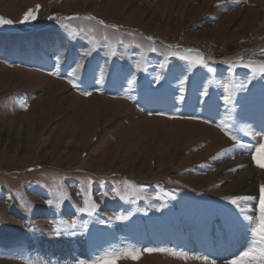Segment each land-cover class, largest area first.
<instances>
[{"label": "rangeland", "instance_id": "obj_1", "mask_svg": "<svg viewBox=\"0 0 264 264\" xmlns=\"http://www.w3.org/2000/svg\"><path fill=\"white\" fill-rule=\"evenodd\" d=\"M37 5L38 18L23 21ZM88 15L122 27L105 29L84 19ZM0 16L13 21L0 25V264H87L104 252L144 247L188 256L143 253L139 260L121 258L115 264H205L197 259L203 256L224 264L197 239L211 245L214 236L239 227L245 240L233 253L260 247L242 217L226 214L220 197L258 195L264 183V170L251 159L264 137L248 134L264 132V79L240 90L249 70L230 74L222 61L264 60V0H0ZM69 16L79 19L63 20ZM80 27L85 33L69 36L71 28ZM149 35L157 53L145 51ZM93 36L98 45L77 74L83 84L72 88L68 73ZM133 39L129 48L118 43ZM169 44L181 45V55L185 48L199 50L211 57L209 66L216 71L201 66L188 71L189 62L171 56L159 69ZM110 48L116 55H108ZM138 62L148 70H137ZM101 69L105 78L97 92L91 85ZM157 73L164 77L159 84ZM133 74L136 82L129 86ZM184 75L189 79L180 102ZM225 84L232 86V105L222 100ZM82 90L92 95L83 96ZM193 115L201 119L179 118ZM221 120L247 147L212 159L235 143L216 127ZM235 164L251 167L253 182L238 175L242 169L229 172ZM89 178L90 192L78 195ZM113 187L128 199L114 198ZM60 192L70 199L60 202ZM93 202L99 205L95 212L77 211ZM252 203L258 205L241 207L258 215ZM161 204L166 207L156 211ZM115 215L128 218L100 222ZM73 219L77 227L69 229Z\"/></svg>", "mask_w": 264, "mask_h": 264}, {"label": "snow or ice", "instance_id": "obj_2", "mask_svg": "<svg viewBox=\"0 0 264 264\" xmlns=\"http://www.w3.org/2000/svg\"><path fill=\"white\" fill-rule=\"evenodd\" d=\"M41 6L37 5L35 8H29L23 16V21H34L36 20L38 10ZM49 19L55 20V16L49 17ZM73 19H79V17H64L63 20H73ZM84 19L92 21L96 20L99 25H103L105 29H119L120 25L117 24H106L104 20L99 19L95 16L88 15L84 17ZM13 23L12 20L6 19L3 16H0V25H7ZM57 23H60L62 27L69 28L70 26L68 24H63L62 21H57ZM86 29L83 27L80 28H71L69 31V36L70 37H76L79 36L82 33H85ZM89 33L91 32V29L87 30ZM104 39L107 40L108 37L104 36ZM146 40L151 43V46L148 47L145 51L146 52H151V53H157L159 51L158 47L156 46V41L153 36L149 35L146 37ZM91 47L89 49H86L81 56V59L77 62L74 63V67H72L70 73L68 75L71 77L68 79V83L71 85L72 88L75 89H80L81 85L83 84L82 79L77 78L78 73H83L85 70V63H84V57H89L92 55L93 51L98 45V41L96 40L95 36L91 38ZM119 44L123 45L125 48H129L131 44H136V41L133 39L129 43H125L124 40L118 41ZM137 47H142V45H137ZM168 51L167 55L164 57V61L159 63V69L163 70L165 69L167 65V60L168 57H177L181 61L189 62V69L188 71L191 70V68L196 67V66H201L203 68H206L209 73H213L216 71L213 67L209 66L208 61L211 59V57H205L203 53H201L199 50L195 48H185L183 49L184 55H181V45L176 44L172 45L169 44L166 46ZM264 51V50H262ZM163 54V53H162ZM108 55H116L115 50L110 48V51ZM143 56V53L141 54ZM222 63L227 65V72L232 74L235 72L236 69L238 68H244L249 70L247 79L246 81H243L239 85L240 90H245L248 84H251L254 80L257 78L264 79V60L261 61H245L243 57H237L235 60H224ZM137 70H143L147 71L146 66H142L141 63L136 64ZM105 78V74L103 69L100 70V74L98 79L94 77V82L91 85V87L99 92L101 91L99 85L103 83ZM164 77L157 73L154 76V82L159 84ZM189 77L187 75H184L182 79H179V89H178V96L176 99H178L180 102L185 101V83ZM229 79H231V76H229ZM136 82V76L133 74L130 79H128L127 83L129 86L133 85ZM211 83V81H209ZM81 95L83 96H91L92 92L88 90H82ZM203 96H208V91L205 89L202 93ZM127 99L135 100V96H128L126 97ZM234 95H233V89L230 84H225L224 85V94L222 95V100L225 105H232L234 102ZM27 107V106H25ZM153 113H149V115H152ZM156 115H167V113L164 112H159L155 113ZM173 119L177 117H172ZM180 119H190V120H199L201 119L200 116L198 115H193V116H180ZM205 123H212L213 121L211 120H205ZM216 127L220 129L226 136H229V138L234 141L235 143L232 145L231 148L229 149H224L220 152H217L212 159H217L219 157L225 156L226 154L231 153V151L235 148H244L247 147L245 144L242 143V141L236 136L232 134L231 127L229 124H227L225 121L221 120L218 123H216ZM249 135L255 136H260L264 137V132H259V133H253L251 131L248 132ZM252 147H255L253 145ZM252 161H254L255 166L261 170H264V143H260L259 147H255V153L251 155ZM246 165L244 164H237L234 167L228 168L229 172H237L240 169L245 168ZM31 171V169H29ZM212 171H215V169H212ZM112 175H115L113 173ZM101 184H103V181H100ZM93 185V180L89 178L87 180V188H81L80 192H78V195H83L85 192H90V189ZM259 191L258 195H223L220 197V199L226 204L223 206L224 210L226 211V214L235 216L237 218L242 217L243 221L247 222L248 227L250 228V231L254 233L256 236L259 237V243L260 247H249L244 251H240L238 254L235 253H230L231 258H226V257H221L220 259H224V264H264V183H261L259 186ZM112 193L114 194L115 197H119L121 199H128L127 196H122L121 191L117 187H113L111 189ZM103 196H107V192L102 193ZM60 196V202H63L64 200L70 199V196H68L64 192L59 193ZM165 196L167 198H170L171 200H175L176 197L175 195L171 193H166ZM258 201V205L255 203H252V206L258 207V215L256 214L255 211H253L252 214H248L247 208H242L241 204H249L250 202H256ZM47 204L52 205L53 200L49 199L46 201ZM87 203V201H86ZM228 205L233 206L232 210H229L227 208ZM99 207V205L95 202H93L90 206L87 207H78L77 211L84 213V212H95L96 209ZM166 207V205L161 204L159 207H157L155 210L160 211L161 208ZM238 210V211H237ZM128 217L125 215H115V216H109L107 218V221H100L101 223H106L111 220H116V221H122L126 220ZM69 229H75L77 227V221L73 219L71 223L67 225ZM84 227H87L85 224ZM56 234L59 235L60 231L59 229L56 230ZM70 234L75 235V232H71ZM157 252H162V253H170L171 255L182 257V258H187L188 254L186 252L182 251H176L175 249H169L166 247H144L143 249L141 248H125L119 252H104L101 255L96 256L94 259H90L87 264H115L116 261L120 260L121 258H130L132 260H139L142 256L143 253H157ZM197 259H202L205 261V264H217V259H210L209 256H203V257H197ZM28 264H32L31 261L28 262ZM80 264H84V262H80Z\"/></svg>", "mask_w": 264, "mask_h": 264}, {"label": "bare ground", "instance_id": "obj_3", "mask_svg": "<svg viewBox=\"0 0 264 264\" xmlns=\"http://www.w3.org/2000/svg\"><path fill=\"white\" fill-rule=\"evenodd\" d=\"M252 172H253V169L251 170V167H249L248 170L242 169L240 172H237V173H238V175H240L242 178L245 179V182L248 180H249V182H253L252 181L253 180L252 179V175H253ZM246 186H248V184H246ZM246 186H244V187H246ZM248 187H249L248 189L251 190L253 186L251 185ZM244 231H245L244 228L239 227L236 229L234 234H230L229 232H225L222 236H214L210 240L211 245L203 237H199L197 239V243H199V246L202 249H205V251H207L209 254H211L213 256H216V257H223L224 256V257H226V255L236 251L237 248L240 246V244L245 240V232ZM232 236L235 237L234 240L231 239Z\"/></svg>", "mask_w": 264, "mask_h": 264}]
</instances>
